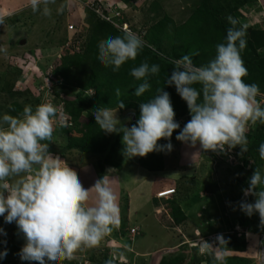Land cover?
<instances>
[{
  "label": "rangeland",
  "instance_id": "1",
  "mask_svg": "<svg viewBox=\"0 0 264 264\" xmlns=\"http://www.w3.org/2000/svg\"><path fill=\"white\" fill-rule=\"evenodd\" d=\"M89 1L90 4L93 2L101 6L103 11L108 9L110 15L118 12L116 22L120 25L127 23L130 32L139 36L146 45L148 43L145 39L155 17L168 15L178 26L191 17L194 9L198 10L205 3V0ZM231 2H228L230 7L225 6L227 17L235 18L238 21L237 27H243L247 33V46L241 53L248 71L245 82L257 84L261 93H264V0H252L247 4L246 0ZM49 7L51 16L46 17L39 11H32L30 0H0V49H3L0 51V116L8 114L17 117L26 105L35 109L42 103L53 104L59 113L63 109L73 128H62L57 120L49 142V152L62 158L74 172L85 166L80 177L84 188L92 187L96 180L104 176L114 186L116 178L112 171L117 172L121 168L101 166L112 146L97 154L65 150L69 139H77L81 145L96 142L99 134V131L95 135L89 134L91 111L80 108V98L92 100L97 92L100 95L98 89L82 88V84H68L60 74L63 65L61 61L65 55L82 52V45L87 38L85 11L88 7L72 0H55ZM208 10L211 11V8ZM209 16L206 14V17L200 18L196 38L189 41L185 37L183 44L179 43L181 49L176 47L175 37L169 28L161 39L164 43L161 47L164 48L155 47L156 51L170 62L189 53H198L193 56V63L196 66L207 64L215 56V46L224 42L226 30L231 27L227 21L225 29L218 31L213 18L209 19ZM71 24L77 34L69 31ZM205 34L209 36L206 43ZM73 35L80 36L79 44L72 42ZM151 64H158L160 68L164 66L159 60ZM173 67L172 63L168 64L169 77ZM171 87L169 96L175 120L180 118L177 122L180 129L174 131L172 137L164 143H171L172 151L163 152L162 159L158 158L159 154L152 153L155 159L147 163L150 168L142 167L137 157L126 158L122 154L121 138L120 148L113 154V160L125 167V172L121 174L122 182L118 181V204L121 217L127 213L133 215V218L125 216L119 219V223L112 226V230L95 247L75 252L71 259L75 264H215L217 259H220V264H230L223 256L241 257L246 259L247 264L255 263L247 247L243 252H225L223 249L227 245H239L235 235L237 231L247 229L254 233L262 222L258 214L246 215L240 205L254 203L255 197H245L242 190L248 188V181L255 169H260L264 174V160L259 156V145L264 143V124L248 123L247 152H242L239 146L231 149L230 154L227 151L225 154L205 152L199 144L192 147L181 143L175 137L191 117L186 103L177 94L175 87ZM108 97L111 98L108 103H118L112 102L111 94ZM257 99L264 106V97ZM118 106L119 103L112 110L117 111L121 125L130 128L131 120L122 115L124 108L119 109ZM71 113L77 118L75 124ZM132 119L136 122L139 116ZM113 135L119 137L118 134ZM160 161L162 170H152L159 169L157 165ZM238 161H246V165L252 162L251 170L241 167ZM192 164L195 166L190 169ZM149 174L151 177L147 179L146 175ZM155 175L167 180L166 189L154 185L156 180L152 183L151 178ZM172 189L176 194L171 198H158V193ZM153 196L158 200L153 202ZM176 205L180 206L186 216L180 224L173 217L172 208ZM135 217L137 220H134ZM0 228L6 233L0 235V252L7 251L0 264H29L21 261L18 255L26 241L16 224L5 223L3 217H0ZM132 229L136 230L134 236L130 234ZM214 235V244L207 242L208 249H202L200 244ZM71 260H65L62 264H69Z\"/></svg>",
  "mask_w": 264,
  "mask_h": 264
},
{
  "label": "clouds",
  "instance_id": "2",
  "mask_svg": "<svg viewBox=\"0 0 264 264\" xmlns=\"http://www.w3.org/2000/svg\"><path fill=\"white\" fill-rule=\"evenodd\" d=\"M54 3L55 0H30V7L34 13L39 11L48 17L49 5ZM227 21L231 27L226 30L224 42L215 46L213 59L201 66L193 63V56L198 53L172 60L174 67L165 81L166 86L175 87L191 117L175 139L192 147L199 144L205 152L224 153L236 146L247 152L248 123L264 124V106L257 99L264 93L257 84H248L244 79L248 71L241 53L247 46V33L237 27L238 21L232 16ZM119 29L125 32L123 36L109 37L98 45L99 63L110 66L113 72L135 61L145 47L144 41L130 32L129 25L128 32ZM159 71L158 64L149 65L147 61L130 70L129 74L140 82L134 92L136 97L150 90L149 78ZM115 94L119 96L120 90L116 89ZM124 107L121 102L119 109ZM57 111L53 104L42 103L35 109L26 105L17 117L0 116V217L5 223L14 222L23 234L26 243L18 255L29 264H62L71 260L78 250L95 247L119 223L112 182L104 176L86 189L76 172L49 152L54 123L64 122ZM93 117L102 132L122 136V154L126 158L171 152V143L158 141L169 140L180 129L170 96L162 89L140 104L139 119L130 128L121 125L117 111L108 107L96 109ZM259 156L264 160V143L259 145ZM252 164L239 163L249 170ZM242 191L245 197L251 195L255 200L242 203L241 211L248 216L258 214L264 222V174L260 169H255L248 188ZM0 235H6L2 228ZM207 242L214 243L207 240L200 247L207 250ZM247 251L251 253V245H247ZM6 255L7 251L0 252V260Z\"/></svg>",
  "mask_w": 264,
  "mask_h": 264
},
{
  "label": "trees",
  "instance_id": "3",
  "mask_svg": "<svg viewBox=\"0 0 264 264\" xmlns=\"http://www.w3.org/2000/svg\"><path fill=\"white\" fill-rule=\"evenodd\" d=\"M231 4L233 2H237V0H231ZM247 3H251L252 0H246ZM230 0H205V3L201 5L198 10L194 9V12L191 14V17L182 23L181 25L175 26L173 20L168 16L165 15L163 18L155 17L150 25L149 34L146 36L147 45L143 51L137 56L135 61H129L125 63L119 71L113 72L112 68L104 67L99 63L98 57V45L101 41H106L109 37L115 36H123L125 32L120 30L119 28L115 27L110 22L102 19L97 13L93 10L87 8L85 11V20L88 24L86 39L84 44L82 45V52L79 54L73 55H65L61 63L62 65V72L60 74L64 77L66 83L72 84L74 86H81L80 84L84 85L81 86L82 88L86 89H95L99 91L100 95L96 94L94 99L88 98H80V108L81 109H90V123H89V134L95 135L97 131V141L89 142L87 144H81L78 142L77 139H69L68 145L65 147V150H77L82 154H97L99 152H103L107 149V147L112 146V150L108 156L104 158V161L101 165L103 167L110 166L121 168V164L117 161L113 160V154L118 149L120 144L121 135L119 137H115L113 134H106L99 129V126L96 125L95 119L93 117V112L100 108V107H108L110 109L116 108L117 104L123 102L125 107L121 111L122 115L124 114L128 117L130 122V127L135 125L136 122L133 121V117L136 115H140V104L144 103L152 99L157 94V89H162L163 91L167 92L168 94L171 92L172 87L166 86L165 81L167 76H169V68L168 64H171L164 55L160 54L157 48H164L162 46V37H164V33L171 29L172 35L175 37L174 41L176 42V47L181 49L180 44H183V40L185 37H188L189 41L192 38H196L197 28L200 25L199 21L201 17H206V14H210L209 19L213 18L212 20L215 22V26L218 31H222L227 26L225 22L227 20V10L226 7H230L228 3ZM243 2H241L242 4ZM224 4V5H223ZM226 6V7H225ZM211 8V11L208 9ZM105 12L108 14L109 10L106 9ZM208 17V15H207ZM84 20V21H85ZM74 34H77V31H74ZM171 35V33H170ZM74 41L73 43H80L79 35H73ZM207 34H205L204 42H207ZM164 44V43H163ZM157 47V48H155ZM165 52V49H163ZM158 52V53H157ZM155 60H159L164 66L160 68L159 73L156 76H152L149 78V83L151 88L147 91L143 96L136 97L134 95L135 89L140 83L136 81L129 73L133 67H138L142 62L147 61L148 63H152ZM151 61V62H150ZM166 64V65H165ZM79 76V77H78ZM120 90V95L117 96L115 94V90ZM108 94L112 95V102L118 103H108V100L111 98L108 97ZM121 99V101H120ZM137 101V103H136ZM119 107V106H118ZM188 113V112H187ZM74 120V124L77 121L76 116L73 113L70 114ZM78 115V113L76 114ZM180 118L176 119L175 121L178 122ZM73 125V124H72ZM67 127V126H65ZM64 128V127H62ZM73 128L72 126L69 129ZM67 129V128H65ZM159 144H164L165 140L161 139L158 141ZM155 154H159L162 159L163 152H155ZM150 155V156H149ZM145 158L149 160L146 161L143 157H137L138 164L142 167L148 166L147 163L152 159H155L150 153ZM152 156V157H151ZM144 159V160H143ZM157 165L159 169H152V170H162V162ZM148 168H150L148 166ZM173 217L178 224L186 219V216L180 206H174L172 208ZM262 223V222H261ZM264 228L257 227L255 232H262ZM237 237V242L239 245L232 244L230 246H226L223 250L225 252H243L247 247V242L244 237H238L237 233H235ZM214 244V243H213ZM223 259L228 261L230 264H247L246 259H241V257H227L223 256ZM223 260V261H224ZM69 264H75V261H70ZM82 264V263H81ZM215 264H220V259L215 261Z\"/></svg>",
  "mask_w": 264,
  "mask_h": 264
},
{
  "label": "built area",
  "instance_id": "4",
  "mask_svg": "<svg viewBox=\"0 0 264 264\" xmlns=\"http://www.w3.org/2000/svg\"><path fill=\"white\" fill-rule=\"evenodd\" d=\"M72 2H79L80 4H84V6L88 7L89 9L91 10H94L97 14H99L103 19H105L106 21L110 22L111 24H113L115 27L117 28H121L125 31L128 32V29H127V25L123 24V27H121L120 24H118V22H116L118 20V17L119 16V13L116 12L114 15H110V14H105L102 9H101V6H97V5H94L93 2H91L92 4H90L89 0H87V2H82L81 0H72ZM69 30L70 31H75L74 30V25H69ZM73 42V41H72ZM72 44V43H71ZM78 44V43H76ZM58 114V117L60 115H63L64 117V123L62 126H67V127H70L72 126V122L70 120V118L65 114L64 110L61 109V113L57 112ZM226 151L228 152V154H230L232 152V150L228 151L226 149ZM225 151V152H226ZM224 153H220V154H225ZM219 153V152H217ZM233 158V157H231ZM230 158V159H231ZM61 160H63L62 158H60ZM233 160V159H232ZM243 160V159H242ZM231 162V160H230ZM239 163L243 164V161H238ZM175 192V190H166V191H162L160 193H158V198H165L171 194H173ZM261 227L264 228V222L261 223ZM136 233V230L135 229H132L131 231V234L134 235ZM238 237H245L247 242H248V248L250 247L251 245V254H253V258L255 259V263L254 264H264V230L262 232H251L247 229H242V230H239L236 232ZM216 240V235L214 236H210L208 238V241H215Z\"/></svg>",
  "mask_w": 264,
  "mask_h": 264
},
{
  "label": "crops",
  "instance_id": "5",
  "mask_svg": "<svg viewBox=\"0 0 264 264\" xmlns=\"http://www.w3.org/2000/svg\"><path fill=\"white\" fill-rule=\"evenodd\" d=\"M120 145H121V143L119 144V146H118V149L120 148ZM198 162V161H197ZM195 166V164H192V165H190L189 167H190V169H192L193 167ZM85 166H82L80 169H78V170H76V174H77V176H78V178H79V180H80V177H81V174H82V171L85 169L84 168ZM188 167V166H187ZM89 168H93L92 166H90ZM124 169H125V167H123V165L121 164V169H119V171H117V172H115V171H112L113 173H114V175H113V177L114 178H116V183H115V185L113 186V184H112V187H113V189H119V191L117 192V190H116V196H117V204H118V201H119V197H120V188H119V185H118V181H120V182H122V180H121V174L122 173H124L125 171H124ZM189 169V168H188ZM92 173H94V172H92ZM91 174V173H90ZM146 177H147V179H150V177H151V175L149 174V176L148 175H146ZM158 177V179H156ZM108 178V177H107ZM147 179H146V181H147ZM152 183L155 181L156 182V184H154V185H156V186H158V187H160V188H164V189H166L165 188V186L167 185V180L166 179H159V176H157V175H155V176H153L152 178ZM110 182H112V181H110ZM140 184V183H139ZM138 184V185H139ZM154 185H152V186H154ZM177 190V189H176ZM172 197V196H171ZM170 197V198H171ZM155 200H158V199H156L155 198V196H153V202H155ZM160 201V200H159ZM157 203V202H156ZM118 208H119V219H123V217H125V216H129V218H133V215H131V214H125L123 217H121V208H120V206H119V204H118ZM134 220H137V218L135 217L134 218Z\"/></svg>",
  "mask_w": 264,
  "mask_h": 264
},
{
  "label": "water",
  "instance_id": "6",
  "mask_svg": "<svg viewBox=\"0 0 264 264\" xmlns=\"http://www.w3.org/2000/svg\"><path fill=\"white\" fill-rule=\"evenodd\" d=\"M25 43V40L24 41H22V44H24ZM202 247H203V244H202Z\"/></svg>",
  "mask_w": 264,
  "mask_h": 264
}]
</instances>
